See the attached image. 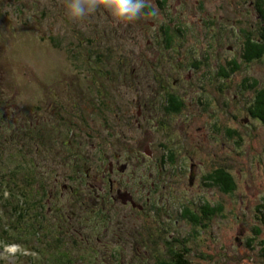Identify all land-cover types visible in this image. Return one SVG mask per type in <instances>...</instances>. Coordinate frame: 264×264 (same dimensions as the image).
Returning <instances> with one entry per match:
<instances>
[{"label":"rangeland","instance_id":"1","mask_svg":"<svg viewBox=\"0 0 264 264\" xmlns=\"http://www.w3.org/2000/svg\"><path fill=\"white\" fill-rule=\"evenodd\" d=\"M253 1L147 0L154 14L125 25L104 10L74 21L68 0H0V197L21 206L20 216L5 208L0 218L10 242L0 240V264H118L110 260L114 250L127 252L126 259L118 252L123 264H155L178 247L193 264H264V124L248 113L249 86L264 88V59H242L245 34L258 45L264 32ZM166 27L185 35L175 49ZM233 61L239 71L218 76L230 74ZM91 87L111 90L108 105L93 102ZM168 93L186 101L184 114L167 121L184 131L178 153L161 125ZM142 98L160 117L136 115ZM104 154L127 163L128 172L112 180L129 182L144 212L112 208L110 200L100 217L105 204L93 194L90 212L78 208L82 225L63 222L72 194L62 183L75 190L98 184L102 198L112 197ZM220 170L233 188L216 180ZM156 180L165 188L145 187ZM207 204L217 210L205 225L190 211L201 214ZM38 215L53 234L36 230ZM119 220L137 231L129 244L114 236ZM18 246L23 251L8 250Z\"/></svg>","mask_w":264,"mask_h":264},{"label":"flooded vegetation","instance_id":"2","mask_svg":"<svg viewBox=\"0 0 264 264\" xmlns=\"http://www.w3.org/2000/svg\"><path fill=\"white\" fill-rule=\"evenodd\" d=\"M252 5H254V7H255V12L257 13V21L259 22L260 20H262L261 19L262 14L258 12L259 0H257L256 2L253 1L250 6H252ZM171 34H172V36L171 35H169V36L166 35V36H168L170 38V43H171L170 45L172 48L175 49V46L177 44V41L175 40V38H178L179 41L181 42L185 39V35L178 34L175 27L174 28L172 27ZM168 51H170V50H168ZM173 52H175V51H173ZM174 96H176V95L175 94H169V93L167 94V98H169L167 101L168 105H170L171 98H173ZM176 97H178V96H176ZM179 102H180L179 105H181L180 110H169V106H165L164 103L162 105V110H161L164 112V115L161 114V117L163 118L162 119L163 121L161 120L162 121L161 122L162 128L167 130L166 135L169 136V141H175L176 146L180 145L181 136L184 135V131L179 132L176 129L177 126L175 128H173L172 123H169L167 121L169 120V118H172L174 116H180L181 114L182 115L184 114L185 108H186V101L183 98H179ZM136 112H137V116H139V118H144V119L149 118L150 119V118L156 117V116L160 117V114L158 113V111L152 110V107H150L148 102L146 104V108L139 106V107H137ZM139 126H141L140 123H139ZM172 143H174V142H172ZM177 149H178V146H177ZM177 151L178 150H174V152H176V153H177ZM151 154H152V156H154L153 150H152ZM114 158L117 161V163L116 162H115V164L111 163V165H110L111 169H110L109 173L111 175H113L115 172H118V174H120L121 176L125 175V173L128 172L129 167L128 166H126L125 168H123V167L125 165H127V163H125V164L118 163L121 159L118 155H115ZM117 164H118V166H117ZM103 182H105V181H103ZM109 182L111 183L110 184L111 187L109 188V191L113 194V198L116 199L117 201H119L123 205V207L131 208L132 213H136L137 211H143L145 209L144 205H139L138 206L139 208H137V205H138L137 203L133 204L134 207L132 206V204L130 202H127L126 204L122 203V201L124 202V200L127 198H132L136 202L137 196L135 194V189L133 190L132 188H130L129 182L124 184L122 179L116 180V184H114L115 180H112V179L109 180ZM152 182H151L152 184L150 183V185L146 184L145 187L149 186L150 188H154L156 186V184L162 185V183H163L161 180H156V183H155V181H152ZM106 185H104V186H106ZM96 186L98 187L100 185L96 184ZM161 188L164 189L165 185H162ZM114 194H116V195H114ZM115 196H116V198H115ZM121 199H122V201H121ZM77 233L80 234L79 231H77ZM132 233L136 234L132 229L126 230V229L118 228L115 231L114 236L123 240V241L126 240V242L129 244L131 242L129 235H131ZM80 235H82V234H80ZM84 240L86 241V243L88 242V240L86 238ZM97 241L101 242V239L97 238ZM135 246L136 245H134V247Z\"/></svg>","mask_w":264,"mask_h":264},{"label":"trees","instance_id":"3","mask_svg":"<svg viewBox=\"0 0 264 264\" xmlns=\"http://www.w3.org/2000/svg\"><path fill=\"white\" fill-rule=\"evenodd\" d=\"M145 9L147 10L148 7H146ZM258 12L262 14L261 18H262V21L264 22V0H259ZM262 34L263 35L260 36V40H259L260 43L258 45L252 42L253 36L247 35L248 40H247V43L245 44V50L243 54V57L245 58V60L251 62L253 60L264 58V32H262ZM230 64L232 65V68H233L232 72H236L237 70H239V65L236 61ZM219 76L228 78L229 74L225 75L223 73H220ZM256 94L257 95L255 98V102L250 108V114H251V117H253V119H256V120L259 119L260 121L264 123V88L256 92ZM179 104H180L179 98L173 97L171 98L169 109L170 110H180L181 105ZM216 174H217L216 176L217 180L219 181L221 185L225 186V188H233L232 178L228 174L224 173L223 171L222 172L217 171ZM226 190L228 191V189ZM187 254L188 253L186 252L174 251V253L171 252L172 257L169 260H160L157 264H193L190 261V259L187 258Z\"/></svg>","mask_w":264,"mask_h":264},{"label":"clouds","instance_id":"4","mask_svg":"<svg viewBox=\"0 0 264 264\" xmlns=\"http://www.w3.org/2000/svg\"><path fill=\"white\" fill-rule=\"evenodd\" d=\"M147 7V0H68V15L74 21H83L100 10L108 12L119 24L136 22Z\"/></svg>","mask_w":264,"mask_h":264}]
</instances>
